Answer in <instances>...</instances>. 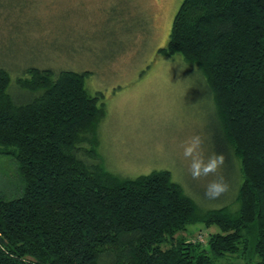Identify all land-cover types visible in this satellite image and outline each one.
Returning <instances> with one entry per match:
<instances>
[{
	"label": "trees",
	"instance_id": "1",
	"mask_svg": "<svg viewBox=\"0 0 264 264\" xmlns=\"http://www.w3.org/2000/svg\"><path fill=\"white\" fill-rule=\"evenodd\" d=\"M159 54L206 78L216 153L234 174L228 201L201 208L167 170L135 179L107 170L106 113L88 72L29 68L17 80L32 95L25 102L0 68V160L19 177L16 193L0 192V264H264V0H183ZM195 224L218 231L191 241Z\"/></svg>",
	"mask_w": 264,
	"mask_h": 264
},
{
	"label": "rangeland",
	"instance_id": "2",
	"mask_svg": "<svg viewBox=\"0 0 264 264\" xmlns=\"http://www.w3.org/2000/svg\"><path fill=\"white\" fill-rule=\"evenodd\" d=\"M182 2L0 0V68L10 73L11 94L25 102L32 95L17 80L29 68L88 72L86 88L106 113L98 150L107 170L131 179L170 171L201 208L211 209L228 201L234 175L230 160L216 153L223 142L214 97L199 68L159 54ZM18 185L13 163L0 160V192L12 196ZM217 231L195 224L185 234L207 244ZM218 264L242 262L229 257Z\"/></svg>",
	"mask_w": 264,
	"mask_h": 264
}]
</instances>
